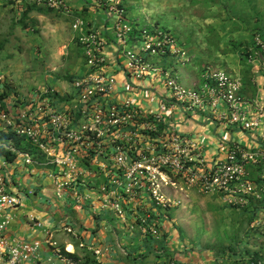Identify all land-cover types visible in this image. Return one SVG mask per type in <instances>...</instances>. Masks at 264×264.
<instances>
[{"label":"built area","instance_id":"2783aa9c","mask_svg":"<svg viewBox=\"0 0 264 264\" xmlns=\"http://www.w3.org/2000/svg\"><path fill=\"white\" fill-rule=\"evenodd\" d=\"M36 2L61 13L69 11L63 0ZM103 4L112 14L115 35L124 46L126 86L135 82L133 91L146 90L152 102L149 109L144 108L132 92L118 98L117 77L106 68L103 38L82 18L71 19L84 65L70 80L71 92L45 89L30 104L24 101L18 108H0L5 132L23 136L33 148L18 149L8 137L0 140V147L15 155L12 161L0 155V264H22L40 246L39 241L11 243L3 233L10 222L4 209L18 202L10 175L15 161L32 170H47L56 199L91 202L95 211L109 210L126 223L130 234L154 243L162 235L165 212L178 206L187 190L215 196L237 210L263 199L264 121L252 116L250 107L255 106L260 113L262 108L254 100L239 98L240 77L206 65L200 70L199 85L183 84L169 69L158 65L169 47L185 59L170 35L163 30L153 35L141 30L138 42H134L130 35L133 27L125 19L120 0H105ZM246 59L264 68V32L253 34ZM178 112L201 122L216 121L219 126L253 133L257 145L245 149L233 142L224 155L208 158L200 143L172 123ZM250 168L258 169V180L251 176ZM257 209L250 227L264 230V208L259 213ZM64 230L78 237L73 227L65 226ZM88 250L99 258V249ZM56 252L60 253L59 248Z\"/></svg>","mask_w":264,"mask_h":264},{"label":"crops","instance_id":"0c3cea01","mask_svg":"<svg viewBox=\"0 0 264 264\" xmlns=\"http://www.w3.org/2000/svg\"><path fill=\"white\" fill-rule=\"evenodd\" d=\"M104 1L66 0L75 15L83 17L88 28L98 32L103 38L106 68L117 77L118 98H122L124 93L132 92L133 98L142 107L149 109L152 102L149 100L153 99H149V92L133 91L131 86L135 82H131L130 87L126 86L122 63L124 46L117 40L112 24L114 18L107 12ZM120 2L124 10L125 5L130 6L127 11L131 15L126 13V21L130 22L129 17H135L130 34L134 42H138L141 30L151 35L156 30H163L185 54V59H181L169 47L168 53L161 57L158 65L169 69L187 86L200 84V70L206 65L238 75L242 83L239 98L254 100L262 108V113L251 106V115L259 116L264 121V68L246 59L252 47L253 34L264 32V0H218L213 5H208V0H201L205 10L201 7L193 10V7L189 8L187 1L184 4L186 11L189 13L193 10L195 13L187 16L171 11L175 7L172 0ZM200 10H204L203 13H199ZM162 12L165 13L164 19L159 15ZM33 15L31 16L35 17ZM68 21L63 23L69 24ZM176 22L181 23L185 31L180 32L175 27L174 31H170L168 26L175 25ZM33 26L32 31L37 32V22ZM76 36V33H72L71 39L74 40V45H79ZM75 56L79 57L78 54ZM83 67L84 65L79 68L76 66L72 77L79 74ZM56 91L60 93L59 90ZM10 106L8 101L7 107ZM172 123L180 132L189 134L200 143L208 158L224 155L227 146L233 142L245 149H254L257 145L255 134L234 127L219 126L216 121L201 122L194 116L185 117L178 112L173 115ZM1 128L0 134L6 133ZM38 160L43 161V157ZM249 172L253 178L259 177L258 169L250 168ZM10 175L18 202L14 207L4 209V213L10 217L4 236L11 243L40 242L36 254L22 264H72L68 261L70 258L63 253L58 254L56 248L78 257L92 253L88 248L99 249V258L95 259L98 264H252L255 257L264 261V230L250 227L257 204L261 205L257 209L258 213L261 207L264 208V196L256 204L253 201L254 204L249 208H231L235 210L234 217L248 223L243 229V241L237 242L232 251L223 249L214 258H210L207 255L203 257L205 254L202 252L192 251L181 238L176 239L178 234L173 227L174 217L171 214L173 208L165 212L162 235L154 243L145 236L131 235L129 232L127 234L126 223L120 219L116 223L109 210L95 211L91 202L75 204L56 199L47 170L38 167L32 170L15 161L10 166ZM65 226L73 227L78 237L66 232ZM236 226L239 224L236 223Z\"/></svg>","mask_w":264,"mask_h":264},{"label":"rangeland","instance_id":"374dc122","mask_svg":"<svg viewBox=\"0 0 264 264\" xmlns=\"http://www.w3.org/2000/svg\"><path fill=\"white\" fill-rule=\"evenodd\" d=\"M63 1L69 10L63 13L64 17L53 15L49 18L33 13L38 24L37 32H33L32 24L29 23L28 27L23 29L17 22L23 3L0 0V79L12 87L9 101L13 107L18 108L24 101L30 104L37 98V94H42L49 87L54 92H71L69 84L73 70L76 66L81 67L83 58L81 51L78 52L80 46L74 45V40L71 39L73 31L70 28V20L83 17L75 15L66 0ZM187 1L189 8L193 7V10L206 8L201 0H172L175 7L171 11L181 13V16L194 15L193 10L189 9L191 12L188 13L185 9L184 4ZM128 7L130 6L125 5V18L126 13L131 15L127 11ZM204 10L199 12L203 13ZM164 14L159 13L161 19H164ZM129 18V23L133 24L135 17ZM67 21L69 24L63 23ZM174 27L180 32L185 31L179 22L168 26L170 31H174ZM76 54L80 56L76 57L77 59L73 57ZM3 126L0 120V128L5 130ZM180 198L181 203L171 211L174 217L173 227L177 230L176 239L181 238L192 251L202 252L205 254L203 257L207 255L214 258L223 249L232 251L237 242L243 241V229L248 223L244 219L234 217L235 210L223 205L218 198L192 189L184 192ZM111 214L117 223L118 218L113 212ZM236 223L239 226H236ZM126 232L128 234L129 231Z\"/></svg>","mask_w":264,"mask_h":264},{"label":"trees","instance_id":"16d2710c","mask_svg":"<svg viewBox=\"0 0 264 264\" xmlns=\"http://www.w3.org/2000/svg\"><path fill=\"white\" fill-rule=\"evenodd\" d=\"M15 2L14 0H12ZM20 4L23 3V7L21 8L20 16L17 19V22L20 23V26L25 29L28 27V24L34 25L37 21L35 17H32L31 14L33 13H39L41 15H45L49 18H51L53 15H56L58 17H64L63 13L57 12L52 10L49 7H46L41 4H37L36 0H17ZM216 0H208V5H213ZM206 5V4H205ZM122 6V5H121ZM83 9H81L82 11ZM200 13V12H199ZM83 16V15H82ZM75 59L76 56H73ZM80 57V56H79ZM79 59V58H78ZM75 60H73L74 62ZM68 78H71L70 76H67ZM51 89V87H49ZM12 87L9 83L3 81L0 79V108L4 111L8 110L7 107L8 100H9V93L11 92ZM58 98V96H57ZM51 99H54L52 96ZM5 137H8L12 140L13 145H15L18 149H33L31 144L23 137V136H15L12 132L8 131L7 133H1L0 134V140H4ZM0 155H4L5 159L8 161H12L15 158V155L12 153H9L2 147H0ZM256 180H258L257 177H254ZM60 253L66 255L68 258L73 260L77 264H98L95 260L92 253H86L83 257H78L74 253L66 252L65 250H60ZM259 260V257H255L254 262Z\"/></svg>","mask_w":264,"mask_h":264},{"label":"clouds","instance_id":"9594fccd","mask_svg":"<svg viewBox=\"0 0 264 264\" xmlns=\"http://www.w3.org/2000/svg\"><path fill=\"white\" fill-rule=\"evenodd\" d=\"M120 4H121V2H120Z\"/></svg>","mask_w":264,"mask_h":264}]
</instances>
